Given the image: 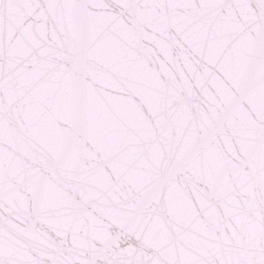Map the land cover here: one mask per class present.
<instances>
[{
    "label": "snow or ice",
    "instance_id": "1",
    "mask_svg": "<svg viewBox=\"0 0 264 264\" xmlns=\"http://www.w3.org/2000/svg\"><path fill=\"white\" fill-rule=\"evenodd\" d=\"M0 264H264V0H0Z\"/></svg>",
    "mask_w": 264,
    "mask_h": 264
}]
</instances>
